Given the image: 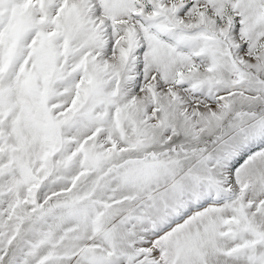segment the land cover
<instances>
[{
	"label": "snow or ice",
	"instance_id": "6c2138e0",
	"mask_svg": "<svg viewBox=\"0 0 264 264\" xmlns=\"http://www.w3.org/2000/svg\"><path fill=\"white\" fill-rule=\"evenodd\" d=\"M0 264H264V0H0Z\"/></svg>",
	"mask_w": 264,
	"mask_h": 264
}]
</instances>
